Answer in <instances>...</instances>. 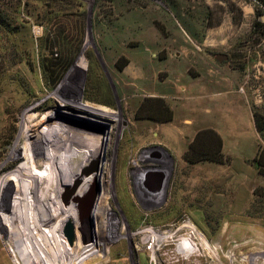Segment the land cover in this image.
Listing matches in <instances>:
<instances>
[{
  "label": "rangeland",
  "instance_id": "374dc122",
  "mask_svg": "<svg viewBox=\"0 0 264 264\" xmlns=\"http://www.w3.org/2000/svg\"><path fill=\"white\" fill-rule=\"evenodd\" d=\"M196 80L211 82L205 100L224 110L228 164L191 165L174 148L177 124L195 119ZM162 96L177 112L169 135L160 133L166 123L135 116L145 98ZM253 112L264 116V9L257 0H0V264H13L3 236L16 228L11 216L20 217L5 187L17 168L41 164L49 122L39 123L52 115L92 127V143L100 140L91 158L73 163L83 165L79 175L97 163L83 174L94 176L85 192H72L82 220L69 221L74 239L98 245L90 258L264 264V175L254 161L264 132L254 129ZM104 194L108 202L95 204ZM36 197L21 206L25 219L43 217ZM146 231L171 239L153 247ZM190 235L193 250H179Z\"/></svg>",
  "mask_w": 264,
  "mask_h": 264
},
{
  "label": "bare ground",
  "instance_id": "6f19581e",
  "mask_svg": "<svg viewBox=\"0 0 264 264\" xmlns=\"http://www.w3.org/2000/svg\"><path fill=\"white\" fill-rule=\"evenodd\" d=\"M47 122L49 123L47 124ZM39 124H47V127L45 126L46 128H43V135L39 141L41 164L37 163V161L33 163L30 170H25L22 167L16 169L14 173L15 177L11 181L15 182L17 187L21 183H26V187L17 189L15 184L13 185V182H11L10 186L6 185L5 187L9 191L6 198H10L8 201L13 208V214L15 212L20 214V217H16L17 219L15 220L11 216V221L16 224V228L11 234H5L3 236L9 244L6 252L13 264L106 263L107 259L103 260L101 255L94 259L89 257L91 254L97 252L98 248V245L93 240L84 241L79 234L78 239H74L76 242L71 245V252L65 248L64 244L67 241L62 234V228L66 222L82 220L79 217V212H77L80 201L75 203V200L79 199L72 197V192L77 190V192L84 193L94 177L93 175L90 178L84 177V171L79 175L82 164L77 169H74L73 163L80 156H83L84 160L91 158L94 154L91 149L97 151L101 145L100 140L96 145L92 143L93 140H98V138L89 137V135L95 136L92 127L62 121L59 115H52L48 121L42 119ZM85 142L87 143L86 147L83 146ZM82 153L84 154L82 155ZM46 160L50 164H47L45 162ZM84 160L81 163L84 164ZM94 175L97 176V174ZM73 182L74 185L70 189ZM0 187L3 188L4 184H0ZM14 187L15 192H13ZM63 190L64 193L61 196ZM33 196H38L33 203L35 211L36 209H42L41 215L43 217L31 218L33 214H29L27 216L28 218L25 219L21 216L23 214L21 206L24 205L28 197ZM106 202H108V196L104 194V196L99 197V200H96L95 204L100 206L105 205ZM12 203H14V206ZM49 211L53 212L54 216L49 217L51 216L48 214ZM98 211L99 209L96 211L93 209L92 212ZM145 238H150L154 247V245L162 242L163 239H171V236L167 238L155 231H146ZM204 239L202 238V241L207 246L206 240ZM194 246L195 244L191 239V235L181 238V242L178 244L179 250L183 249L189 252L193 250ZM101 252L100 250V254H103Z\"/></svg>",
  "mask_w": 264,
  "mask_h": 264
},
{
  "label": "trees",
  "instance_id": "16d2710c",
  "mask_svg": "<svg viewBox=\"0 0 264 264\" xmlns=\"http://www.w3.org/2000/svg\"><path fill=\"white\" fill-rule=\"evenodd\" d=\"M264 9V0H257ZM136 118L150 119L157 122H169L173 119V111L165 100L159 97L145 98L135 113ZM253 120L258 133L264 132V116L253 112ZM25 153V152H23ZM24 155V154H23ZM21 158L20 156H17ZM264 150L258 151L254 158L259 167V173L264 175ZM186 163L194 165L201 162L228 164L230 158L223 152V140L213 129H203L197 132L183 155Z\"/></svg>",
  "mask_w": 264,
  "mask_h": 264
},
{
  "label": "crops",
  "instance_id": "0c3cea01",
  "mask_svg": "<svg viewBox=\"0 0 264 264\" xmlns=\"http://www.w3.org/2000/svg\"><path fill=\"white\" fill-rule=\"evenodd\" d=\"M196 84V92H197V101H196V110H195V119L194 120H183L179 122L178 127V137L176 138V141H174V148L179 151V157L181 160L184 161L183 155L187 151L189 144L193 141L195 135L198 131L203 129L211 128L215 130L222 138L223 140V152L227 155L228 154V142L226 139V130L225 125L222 120L223 115V108L219 104H215L213 107V104L209 103V101L205 100V93L208 89L211 88V82H199V80L195 81ZM164 99V96L161 97ZM176 111L175 115L173 112V119L169 122H165L164 126L161 129L160 133H163L164 135H169V129L175 128V120H176ZM253 117V113H252ZM254 122V120H253ZM173 123V125H171ZM236 119H232V124H236ZM249 126V122H246ZM180 126V127H179ZM254 129L256 130L255 124ZM257 131V130H256ZM174 132V131H173ZM258 132V131H257ZM174 134V133H173ZM167 139V136H166ZM166 145H171L170 142H166Z\"/></svg>",
  "mask_w": 264,
  "mask_h": 264
},
{
  "label": "water",
  "instance_id": "95a60500",
  "mask_svg": "<svg viewBox=\"0 0 264 264\" xmlns=\"http://www.w3.org/2000/svg\"><path fill=\"white\" fill-rule=\"evenodd\" d=\"M219 61H222V59H224L225 57L224 56H217L216 57ZM96 167H97V163H93V165L91 166V167H89V168H87L85 171H84V173L86 172V173H90V172H92V171H97V169H96ZM73 227V224L70 222V223H68L67 224V226H66V228H65V230H64V234H65V236L67 237V240H68V242L70 243V244H73L74 243V233L72 232V228Z\"/></svg>",
  "mask_w": 264,
  "mask_h": 264
}]
</instances>
